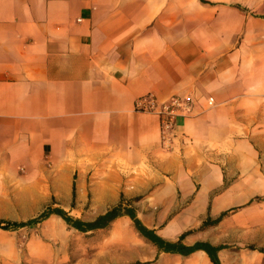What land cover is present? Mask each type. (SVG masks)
I'll list each match as a JSON object with an SVG mask.
<instances>
[{"label":"crops","instance_id":"crops-1","mask_svg":"<svg viewBox=\"0 0 264 264\" xmlns=\"http://www.w3.org/2000/svg\"><path fill=\"white\" fill-rule=\"evenodd\" d=\"M196 2L205 22L166 17L180 0H0V159L62 174L50 189L83 222L144 196L136 216L166 241L249 203L264 190V0ZM145 94L193 98L170 150L158 116L135 110ZM186 204L168 221L145 209ZM131 222L117 218L106 244ZM132 243L74 264L169 255Z\"/></svg>","mask_w":264,"mask_h":264},{"label":"rangeland","instance_id":"rangeland-1","mask_svg":"<svg viewBox=\"0 0 264 264\" xmlns=\"http://www.w3.org/2000/svg\"><path fill=\"white\" fill-rule=\"evenodd\" d=\"M180 2L183 8L182 15L168 14L166 17L181 19L183 22L187 18H195L193 20H197V22L206 21L210 11L209 6L199 2L190 4L189 0H180ZM255 144L259 145L256 142ZM259 161L264 167V159ZM32 165L33 160L29 158L0 159V220L25 222L49 207L52 209L62 208L74 218L82 217L77 211L62 206L63 201L59 197V190L50 189L52 177L54 183H60L64 176L62 174L51 176L44 173L43 169ZM251 193H253L252 199H254L251 203L240 206L218 225L194 232L185 238V243L208 242L212 245H228V249L219 253L221 264H264V253L248 249V246L264 249V190H255ZM146 195L149 197L150 194ZM176 196L180 199L181 193L177 192ZM256 197L260 199L257 200ZM141 199L143 200L144 196L125 198L123 210L133 208L134 212L139 211L140 208L137 204ZM150 200L148 199V201ZM189 208H191L189 204H186L177 207L176 210L171 207L145 209L151 211L148 213L154 214L155 217L158 212L164 211L165 221H168L174 215L185 212ZM146 214L143 213V215ZM202 222H187L183 229L184 231L196 230ZM112 226L113 224L106 229L80 233L69 228L58 216L53 215L36 226L0 230V264H74L84 258L90 259L97 253L103 258L106 248L113 250L129 248L133 245L134 235L136 239L140 240L142 246L152 247L134 230L132 222L130 223L131 232L123 231L119 235L120 244L107 245L106 241L111 235ZM160 230L161 228H159ZM179 235L176 232L168 240L176 241ZM199 255H203L206 261L198 258ZM140 258L142 257H138V254L132 259L126 258L127 261L124 264H158L157 259L144 261ZM162 263L211 264L206 254L201 252L189 257L169 254L167 257H162L160 264Z\"/></svg>","mask_w":264,"mask_h":264},{"label":"trees","instance_id":"trees-1","mask_svg":"<svg viewBox=\"0 0 264 264\" xmlns=\"http://www.w3.org/2000/svg\"><path fill=\"white\" fill-rule=\"evenodd\" d=\"M202 1V0H201ZM73 196H75V189L73 186ZM255 199H260L256 197ZM254 199H251V203ZM125 198L121 195L120 202L110 207L106 212L99 217H97L92 222H83L78 218H74L69 215L62 208H47L43 210L36 217L25 221V222H6L0 220V230H9V229H20L23 227L36 226L42 221L46 220L51 215L58 216L69 228H73L80 233H88L96 231L99 229H106L109 227L117 218L127 215L133 224L135 231L142 237L146 242L150 243L157 251V256L160 253L174 254L182 257H189L191 254L197 251H202L206 254L211 264H221L219 259V253L225 249H228L229 246L226 244L212 245L208 242H196L193 245H186L184 240L186 237L192 235L196 231H201L203 229L213 227L218 225L226 216L230 213L236 211L239 207H234L229 210L222 212L218 217L211 218L207 217L202 224L196 230H187L179 235L176 241H166L157 235L156 231L150 229L142 224V222L137 218L134 209L128 208L126 211L123 210V203ZM248 203V204H249ZM248 249L257 250L260 253H264V249H256L253 246H248Z\"/></svg>","mask_w":264,"mask_h":264},{"label":"built area","instance_id":"built-area-1","mask_svg":"<svg viewBox=\"0 0 264 264\" xmlns=\"http://www.w3.org/2000/svg\"><path fill=\"white\" fill-rule=\"evenodd\" d=\"M208 103L212 105L213 99L209 98ZM192 108V96H171L162 101L153 94H145L135 102L136 111L158 116L161 143L167 150L172 148L173 140L177 135V119L190 115Z\"/></svg>","mask_w":264,"mask_h":264}]
</instances>
